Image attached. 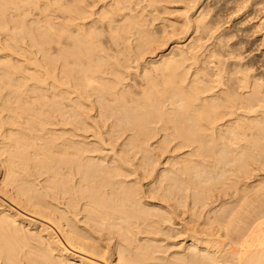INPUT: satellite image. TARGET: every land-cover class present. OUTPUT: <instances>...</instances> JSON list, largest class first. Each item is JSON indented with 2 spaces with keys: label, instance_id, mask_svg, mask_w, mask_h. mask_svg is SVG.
I'll list each match as a JSON object with an SVG mask.
<instances>
[{
  "label": "bare ground",
  "instance_id": "6f19581e",
  "mask_svg": "<svg viewBox=\"0 0 264 264\" xmlns=\"http://www.w3.org/2000/svg\"><path fill=\"white\" fill-rule=\"evenodd\" d=\"M220 2L0 0V264H264V59L230 23L264 0Z\"/></svg>",
  "mask_w": 264,
  "mask_h": 264
},
{
  "label": "rangeland",
  "instance_id": "374dc122",
  "mask_svg": "<svg viewBox=\"0 0 264 264\" xmlns=\"http://www.w3.org/2000/svg\"><path fill=\"white\" fill-rule=\"evenodd\" d=\"M222 2H223V0H221L220 3H222ZM229 5H230V4H229ZM231 6H232V5H231ZM229 7H230V6H229ZM226 8H228V7L226 6ZM229 11H230V10H229ZM243 11H245V10H241L240 13L235 12V13H237V14L234 16V18H233L232 15H234L235 13H231V14H230L231 16L229 15L230 18H231V22H230L231 25H233V24H237V22H238V24L240 23L239 26H238V25H235V27H234L235 30L233 29V30H234L233 32H235L236 34L234 33V34H235V38H234V36H233V38H232L233 41L231 40V42L233 43V42H236V40H237V41H238V40H239V41H240V40H244V48H243V49H244V50H246V49H247V50H248V49L250 50V48L248 47V45H249V46L251 47V52L254 50L252 53L250 52V54H248V55H254L256 58L259 57V58L262 60V59H264V57H262V56H264V53H262V52H264V46H261V45H264V39H262V42H261L260 39H261V38H264V37L261 36L262 34H264V29H260V28H259L260 31H259V33H258V30H257L258 27L256 28L255 25H256V24H257V25L259 24V26H260L262 23H264V17H262V16H264V11H260V12H262V13H261L260 15L258 14V16L254 14V15L256 16L257 19L255 18V16L252 17L253 15H251V16L249 15L251 19H252V18L254 19V20H253V19L251 20V19L249 18V20H251L250 22H249V20H248L249 23L247 22L246 19L243 20V18L246 17V14H248V13H245V15H244V12H243ZM238 12H239V11H238ZM242 14H243V15H242ZM236 16H237V17H236ZM242 16H243V17H242ZM260 16H261V17H260ZM239 18H241V19L239 20ZM261 18H262V23H261L260 21H258V20H261ZM236 20H237V21H236ZM241 20H242V21H245V22L248 23V25L245 23V24H246V27H247L246 29H245V27H244L245 24L243 25L244 22H243V23L240 22ZM234 21H236V22H234ZM254 21H255V25H254V27H255L257 33L255 32L254 27L252 28V25H253ZM257 22H259V23H257ZM241 23H242V24H241ZM250 23H252V25H251ZM249 24H250V25H249ZM236 26L238 27V28H237L238 31L236 30ZM240 26H242V31L245 32V30L247 31V29H250V30H248V32L253 30V31L255 32V34H254L253 31H252L253 33L249 32L248 35H246L247 32H245L246 34H245V33L242 34L243 32H242V33H241V32H240V33H237V32H239V28H240V30H241V27H240ZM248 26H249V28H248ZM231 27H232V26H231ZM261 28H264V25H262ZM228 29H230V27H229ZM244 29H245V30H244ZM261 31H262V33H261ZM231 32H232V29H231ZM250 33H251V34H250ZM232 34H233V33H232ZM252 34H253V36H251ZM257 34H258V35H257ZM238 35H239L242 39H240V37H238ZM254 35H255V36H254ZM242 36H243V37H244V36H247L248 39H247V37H246V38L244 37V38L246 39V40H245ZM237 37H238L239 39H237ZM257 37H258L259 39H258ZM251 38H252V40H251ZM253 39H254V41L256 42L255 44H254ZM258 40H260V41H258ZM247 41H248V42L250 41V42L248 43ZM257 42H258V43H257ZM260 42L262 43L261 45H259ZM247 43H248V44H247ZM250 43H251V44H250ZM246 44H247V46H246ZM257 45H258V46H257ZM256 46L259 47V48H262V49H258V51H256V50H257V47H256ZM252 47H253V48H252ZM255 49H256V50H255ZM249 50H248V51H249ZM255 51H256V52H255ZM260 51H262V52H260ZM246 53H248V52H246ZM246 53H245V54H246ZM254 53H255V54H254ZM258 53H259V54H258ZM260 53H261V54H260ZM259 55H260L261 57H260ZM257 59H258V58H257ZM261 62H262V61H261ZM1 191H2V190L0 189V198H1L2 202L5 203V204L8 203V205L11 204L10 206H13V204H15V203L13 202V200H12L11 198L9 199V197L7 198L5 193H4L5 195H3V193H1ZM2 192H3V191H2ZM10 200H12L13 204L10 203ZM15 205H16V204H15ZM16 206H17V205H16ZM13 207H14V206H13ZM17 207H18V206H17ZM19 209H21V208H19ZM0 210H1V208H0ZM22 210H23V209H21L20 211H21V212H24V210H23V211H22ZM26 212H27V211H26ZM25 215H26V213H25ZM27 215H28V214H27ZM28 216H29V215H28ZM35 219L37 220V218H35ZM38 221H41V220L38 219Z\"/></svg>",
  "mask_w": 264,
  "mask_h": 264
}]
</instances>
